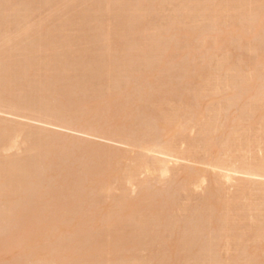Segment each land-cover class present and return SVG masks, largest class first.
<instances>
[{
	"label": "rangeland",
	"instance_id": "obj_1",
	"mask_svg": "<svg viewBox=\"0 0 264 264\" xmlns=\"http://www.w3.org/2000/svg\"><path fill=\"white\" fill-rule=\"evenodd\" d=\"M195 1L197 5L193 4ZM202 1L206 0H0V173L2 174H0V190L2 191H0V264H123V262L124 264H165L166 261V264H171L173 262V264H185L184 260L188 262L191 261L189 263L186 262V264H244L247 260H249L251 264L254 260L255 262L253 264H264V51L261 52L262 54L260 53V50L258 53L257 49L256 52L254 50L250 51L251 48H255L253 46L258 44L257 42H260V39L257 38L263 36L261 33L264 32V21H260V19L264 18V16L260 13V18L257 20L259 15L255 17V14L257 11H260L259 8L256 9L257 4H255L254 6L256 7L253 8V5L248 6L241 1L244 5L243 7H245L243 11L242 4L239 3L240 1H238L239 4H236L237 0L236 2L233 0H214L213 5L216 4V1H219L217 2L219 5L217 4V7L216 5H212L213 7H216L215 13L209 15L210 13H208V11L214 10V8L211 7L212 3L210 1L207 3L206 1V3L203 2L205 5H201ZM143 2L145 4H143L144 7L142 5ZM98 3L100 5H98ZM103 4H108L109 6L111 4L112 6L104 12L102 9L104 6ZM156 4H158V6ZM207 4H209V10L206 9L208 6L205 7ZM235 4L236 6H234ZM220 5L229 6V9L226 10L227 13L224 10L223 12L221 7V9L219 8ZM84 7L86 8L85 10ZM231 7L232 12L230 10ZM119 9H122L123 11ZM86 10L89 12H86ZM234 11V16H231ZM137 12H139L137 15L139 16L138 21H143L141 22V25L142 27L145 26V32L143 33L142 31H144V29L141 28L142 30L138 32L140 33L137 36L138 38L136 35V38L132 35L126 37L127 39L125 38V40L121 39L124 38V36L119 38L116 37L119 40L121 39L120 42L117 39V43L116 39H114L115 35H112V33L115 34V26L113 27V25L118 22V25L126 28L129 24H132L133 18ZM104 13L106 15H104ZM220 13L221 16L219 15ZM187 14L189 15V18L192 17L189 19ZM204 14L205 17H203ZM252 14L257 23L255 26H257L258 30L260 28L262 29H260L259 34H257V36L260 37H256L255 33H253L256 42L253 41L254 38H251V33L255 28V26L253 28L252 25ZM207 17L210 18L207 19ZM106 18L108 22L106 21ZM245 18H248L247 21ZM72 19H75V22L77 21L76 24ZM231 20L233 25L231 24ZM209 21H213V23H210ZM238 21H241L239 23L240 25L238 24L239 26L237 25ZM245 21L248 23L246 24ZM234 22L237 27L234 25ZM259 22L261 23L259 24ZM249 24L251 26H249L250 35L248 37L244 32L241 34L239 29L240 31H245L247 28V31L245 32H248L249 28L247 26ZM226 25L229 26L226 27ZM183 26L185 29H183ZM210 26L216 29L217 26H219V30L213 29L212 31ZM242 26L243 28H246L243 29ZM57 27H59L58 30L56 29ZM164 27L171 30H166ZM172 30L174 33L179 30V34L176 32L179 36L175 35ZM183 30L188 32L189 35L184 36L185 33H181ZM162 31H164L163 33L168 31L169 35L172 32L174 36H176H170L173 38L165 40L173 43L171 48L169 46L162 47L163 45H161V41L164 42V40L160 39H162L163 36H167V33L163 34ZM51 32L54 34H51ZM83 33H86V36H84L85 34L83 35ZM238 33L241 34H239L241 40L247 36L244 38L245 42L243 40L242 43V41L239 40V37V39L236 38L238 41L235 42L236 39L234 38L235 36H238ZM59 35L63 36L60 38ZM116 36H118V34ZM226 36L229 37L227 38ZM150 37L152 41H154L153 43H151L152 41ZM170 37H168V39ZM154 38H158L159 40H154ZM174 38L179 40L176 39L177 41H175ZM57 39L60 42H58ZM220 39L222 40L220 41ZM232 39H234V41ZM251 39L253 40L250 41ZM37 40L39 42H37ZM146 41L148 44L145 43ZM214 42L215 44L218 43V45H215ZM58 43L59 45H57V47L56 44ZM174 43L177 44L175 45ZM235 43H242L240 46L242 47L243 45L246 49L239 47V45H234ZM250 43H252V46ZM263 43L264 40L259 44L264 47ZM127 44L129 46H127ZM246 44L248 46L250 45L251 48L248 47L247 49L245 46ZM105 45H108L111 49L108 48V50H106ZM146 45L148 48L146 47L147 49L144 48V50L146 49L145 52L147 51V55H144V50H142L144 53L142 55L140 48L145 47ZM138 46L140 47L138 48ZM113 47H115L114 50H112ZM166 47L167 50H165ZM138 49L140 50V53H138ZM261 49L263 50V48ZM149 50L151 53L148 52ZM99 51L101 52L97 54ZM119 51L121 52L119 53ZM155 52L161 54L158 55ZM169 52H172V54ZM165 53L167 57L164 56ZM122 54H124V58L119 57V55L122 56ZM167 54H169V56ZM259 54H261V56ZM117 56L120 58L119 60ZM202 56L205 59L202 60ZM31 57L32 59H30ZM72 58L73 60H71ZM74 59H76V62ZM90 59L92 60L91 62ZM127 60H129L128 64L130 66L127 64ZM142 60L144 63L141 62ZM149 62H153L152 65H149ZM188 62L189 65L187 64ZM26 63L30 66H27ZM120 67L121 69H119ZM88 68L91 69L89 70ZM225 68L227 70H224ZM210 69L214 72H211ZM257 69L261 72L258 75L255 73L258 71ZM236 70H239V72H236ZM21 71L23 73H21ZM124 71L126 73H124ZM188 71L190 72L189 74ZM241 72H243V74ZM238 73H241L243 77L234 78V81L236 82L234 84L232 83L233 76L237 77ZM97 74L98 76H96ZM217 76H220L221 78ZM239 76L241 75H238V77ZM217 78H219L220 81H218ZM229 78L231 79L229 82L231 81V84L233 85L227 83ZM254 78L255 81H253ZM250 79H252V81ZM90 81L92 82V85H90ZM208 81L210 82L208 83ZM211 85L213 88H210ZM242 86L245 87L241 91V88H243ZM245 88L248 89H246L248 92H246ZM260 88L263 89L262 92V89L259 90ZM28 89L31 92L28 91ZM234 89H236V91ZM232 90H234L233 93L230 92ZM255 90H259L260 94H263L260 95L258 92L255 95L258 94L259 96L254 98L253 94L256 92ZM36 92H39L38 95ZM199 93L203 97L199 95ZM242 93H244V95ZM233 94H237L239 98L236 97L237 95ZM240 94H242L241 96L243 97H240ZM232 95L233 97H236V100L234 99L231 101ZM60 98H63V100H60ZM64 99L67 100L65 101ZM244 101H246L245 104ZM250 101L252 105L249 106ZM209 102L210 104L207 105ZM198 103L199 106L197 107ZM219 104H222L221 107H223L220 108ZM257 105H259V108ZM61 106L64 107L62 108ZM227 107L228 109H226ZM156 109H158L159 112H157ZM155 111L157 113H155ZM160 113L163 115H160ZM208 114L209 117H207ZM239 114L241 117H239ZM168 116L170 118L172 117L171 119L174 120L171 121L172 126L169 125L170 128L165 126L166 121H168L166 118L171 120ZM189 119H191L190 122H188ZM212 119H215V130L213 129V131L216 132H213L212 134V131L209 132L212 137H209L212 139L211 141L209 140L211 142L210 144L200 132L202 127L207 123L206 121L210 120L212 122ZM238 119H241L240 122ZM216 122L219 123L215 125ZM182 124L183 127H181ZM142 127L145 130L142 129ZM199 127L201 128L199 129ZM4 133L6 136L3 135ZM151 134H153V136ZM208 136L209 135L206 137L208 138ZM167 141L169 142V146H172V144L173 146L175 145L174 147H171L172 153L168 152V155L166 154V151H163L168 147ZM197 141L200 143H197ZM222 143L225 144L226 147L224 145L221 146L220 144ZM205 144H207L209 148ZM189 145L192 146L189 147ZM157 146H159V148ZM227 146L229 147L227 148ZM222 147L224 148L223 153L225 152L224 154L222 153L223 155L220 154L223 149ZM39 154L45 156L42 157L41 155L39 156ZM55 154L57 156H55ZM227 154H229V156H227ZM33 158L39 159L35 160ZM216 159H218L217 162ZM21 162H24L25 164ZM34 162L38 163L34 164ZM215 164L216 167H214ZM218 165L223 168H219ZM261 165L263 166L261 167ZM38 166L40 167V170H37V168H39ZM243 167L252 168L255 170V175H243L240 172L229 173L227 172L228 170H225L232 169L241 171ZM16 169L17 171H15ZM125 169L127 170L125 171ZM33 170L36 171L33 172ZM27 172L28 174H26ZM5 173H7V175ZM58 174L60 178L58 177ZM120 174L124 176H120ZM7 176L9 180H6ZM224 176H230V178L228 179V177L225 178ZM49 179L50 181H48ZM22 181L24 182L22 183ZM37 183H39V186ZM250 185H252V187H250ZM7 190L8 192L6 193ZM17 190L21 191L18 192ZM61 190H63V192ZM41 192H45L44 195H42L43 193L40 194ZM2 193L5 194V196L8 195V198ZM59 199L60 201H58ZM12 201H14V203ZM56 205H58V207ZM213 206H215V208ZM157 208L159 209V212ZM25 210L29 211L25 212ZM222 211L224 213H222ZM51 213H54V215ZM93 213L96 215V218ZM222 214H225L224 217ZM57 216L58 219L55 218ZM217 216L223 219L220 218L219 221V219H217L219 217ZM53 218L58 221L63 218V222L61 220L59 224V222L55 221ZM90 218L92 225L90 224ZM108 218H111L112 220H109ZM210 218H214V221L213 219L209 221ZM106 219L110 221L109 224L116 225H110L112 228L109 227V225L105 224V222H108ZM113 219L116 220V223H112ZM88 220L89 224H87ZM221 220H227L226 222L230 223L225 222L224 226V223L220 224ZM99 221H101L100 223L102 224H100ZM207 221L210 223L208 222L209 224H207ZM216 221L218 222L216 223ZM83 222L86 223V226ZM3 223L4 225H2ZM61 223L63 225H61ZM94 223L96 226L93 225ZM151 223L153 226H151ZM212 223H216L215 226L219 228H216ZM75 224L79 225L77 226ZM104 224L107 225V227ZM217 224H219V226ZM64 225L67 226L64 227ZM73 225L75 230L72 228ZM76 226L78 229H76ZM82 226L83 229L81 228ZM149 226L151 227V230ZM212 226L213 231L211 230ZM90 227L91 230H94V228H97V230L90 231ZM169 227H171V230ZM214 227L217 230L214 229ZM228 227H230V230ZM122 229H125L126 231H123ZM218 229H220L219 232ZM143 230L146 232H143ZM194 231L196 233H193ZM59 233H61V235ZM31 234L34 235L33 239H30L29 236H27ZM160 235V240H156L158 238L157 236ZM100 236L104 237L101 238ZM223 236L225 237L222 238ZM192 237H194L193 239L198 243L191 244L189 246L190 248L188 247L187 253L178 252L179 255L176 254L177 252H174L175 248L173 249V246L175 247L176 244V241L175 243L173 242L174 238H179L185 241ZM139 238L141 240H139ZM171 239V242H173L174 245L173 243L168 242ZM51 243L55 246L53 244L51 245ZM106 243L107 245H104ZM195 244L206 245V247L209 244L207 247L209 250L206 252L208 254L201 257V260L200 258L198 260L192 259L196 257L193 255L195 253L192 252ZM57 245H59L58 247L60 248H57ZM70 245H72L71 247L74 251L75 249L77 250L75 255L74 253H68ZM75 245H77V248ZM52 246H54V248H52ZM93 246L96 249H94ZM118 246L119 248H117ZM62 247L64 254L61 251ZM191 247L193 249H191ZM56 248L58 250H56ZM155 249L157 250L155 251ZM137 250L140 251L137 252ZM252 252L255 254H251ZM183 253L189 254V256L186 258V254L184 255ZM138 254L140 257H138ZM172 254L175 257L172 256ZM101 255L102 257L100 258ZM63 256L64 259H67L68 256V258L71 259L68 260V262L65 260V263L64 260H62V263H60V259ZM251 257L254 259L252 260ZM97 258H99V260ZM153 258L156 260H153ZM242 258H244L245 262ZM56 259L59 260L55 262ZM48 260L51 262L49 263ZM203 261H206V263ZM241 261H243V263Z\"/></svg>",
	"mask_w": 264,
	"mask_h": 264
},
{
	"label": "bare ground",
	"instance_id": "obj_2",
	"mask_svg": "<svg viewBox=\"0 0 264 264\" xmlns=\"http://www.w3.org/2000/svg\"><path fill=\"white\" fill-rule=\"evenodd\" d=\"M5 1H6V0H5ZM10 1H11V0H10ZM83 1H84V0H83ZM94 1H95V0H94ZM103 1H104V0H103ZM174 1H175V0H174ZM188 1H189V0H188ZM193 1H194V0H193ZM206 1H207V3H208L209 1L212 3V4H211V7H213V6H215V5H216V7H217V4H218L217 2H219V1H216V4L213 5L214 0H212L213 2H212L211 0H206ZM206 1H202V4H201V5H205L204 3H206ZM221 1H222V0H221ZM223 1H224V0H223ZM231 1H232V0H231ZM231 1H230V2H231ZM233 1L236 2V0H233ZM238 1H240L239 3H241V1H242V2H244L245 4H247L248 6H250V5H251V6H252V5L254 6L255 4H257V7H256V6L253 7V8L256 7V9L259 8V10H260V11H257V13L259 12L258 14H257V13L255 14V17L259 15V16L257 17V20L260 18V13L262 14V16H264V15H263V12H264V0H253V1H252V0H237V3H236V4H239ZM88 2H89V1H88ZM154 2H156V1H154ZM162 2H163V1H162ZM165 2H166V1H165ZM190 2H191V1H190ZM203 2H204V3H203ZM30 3H31V2H30ZM41 3H42V2H41ZM72 3H73V2H72ZM107 3H108V1H107ZM139 3H140V2H139ZM149 3H150V2H149ZM163 3H164V2H163ZM166 3H168V2H166ZM180 3H181V2H180ZM187 3H188V2H187ZM227 3H228V2H227ZM227 3H226V4H227ZM251 3H252V4H251ZM253 3H254V4H253ZM19 4H20V3H19ZM75 4H76V3H75ZM116 4H117V2H116ZM143 4H144V2L142 3V5H143ZM153 4H154V3H153ZM160 4H161V3H160ZM160 4H159V5H160ZM193 4H196V1H195V3H193ZM223 4H224V3H223ZM233 4H234V3H233ZM233 4H231V5H233ZM236 4H235L234 6H236ZM241 4H242V3H241ZM22 5H23V4H22ZM29 5H30V4H29ZM68 5H69V4H68ZM98 5H100V4L98 3ZM103 5H104V4H103ZM113 5H114V2H113ZM144 5H145V4H144ZM144 5H143V7H144ZM147 5H148V4H147ZM156 5L158 6V4H156ZM196 5H197V4H196ZM212 5H213V6H212ZM218 5H219V4H218ZM231 5H230V6H231ZM20 6H21V5H20ZM75 6H76V5H75ZM110 6H112V5L110 4ZM110 6H109L108 4H106V5L103 6L102 9H103L104 12H105V11L108 10V8H109ZM198 6H199V5H198ZM207 6H208V7H207ZM222 6H223V5H220V6H219V8H220V7L222 8V11H223V10L226 11V10L229 9V6H228V5L223 6L224 9H223ZM241 6L243 7L244 5L242 4ZM1 7H2V6H1ZM21 7H22V6H21ZM100 7H101V6H100ZM113 7H114V6H113ZM118 7H119V6H118ZM133 7H134V6H133ZM140 7H141V6H140ZM146 7H147V6H146ZM195 7H196V6H195ZM200 7H201V6H200ZM205 7H207V8H206L207 10H209V9H208V8H209V4H207ZM216 7H213L214 10H209V11H208V13H210L209 15L215 13V9H216ZM28 8H29V7H28ZM189 8H190V7H189ZM221 8H220V9H221ZM234 8H235V7H234ZM244 8H245V7H243V11H244ZM14 9H15V8H14ZM68 9H69V6H68ZM85 9H86V8L84 7V10H85ZM88 9H89V8H88ZM115 9H116V8H115ZM143 9H144V8H143ZM143 9H142V10H143ZM183 9H185V8H183ZM191 9H192V8H191ZM194 9H195V8H194ZM211 9H212V8H211ZM238 9H239V8H238ZM238 9H237V10H238ZM241 9H242V8H241ZM256 9H255V10H256ZM22 10H23V9H22ZM119 10L123 11L122 9H119ZM132 10H133V9H132ZM132 10H131V11H132ZM192 10H193V9H192ZM196 10H197V9H196ZM199 10H200V9H199ZM207 10H206V12H207ZM230 10H231V12H232V7H231ZM230 10H229V11H230ZM245 10H246V9H245ZM255 10H254V11H255ZM29 11H30V10H29ZM87 11H88V10H86V12H87ZM133 11H134V10H133ZM133 11H132V12H133ZM190 11H191V10H190ZM193 11H194V10H193ZM201 11H203V10H201ZM224 11H223V12H224ZM239 11H240V10H239ZM239 11H238V12H239ZM241 11H242V10H241ZM243 11H242V12H243ZM86 12H85V13H86ZM88 12H89V11H88ZM99 12H100V10H99ZM109 12H110V9H109ZM116 12H117V11H116ZM118 12H119V11H118ZM134 12H135V11H134ZM143 12H144V11H143ZM150 12H151V11H150ZM194 12H196V11H194ZM198 12H200V11H198ZM203 12H204V11H203ZM3 13H4V12H3ZM138 13H139V12H137V14L134 13V14H135V17L133 18V22L131 21L132 24H131V25L129 24V26H126V28L122 27L121 25H118V22H117L115 25H113V27L115 26V27H114V33H115V34L112 33V35H113V36L115 35V36H114L115 38H114V37H113V38L116 39V42H117V39H118L119 37H121V36H122V37L124 36V38H121L122 40H123V39L125 40L126 37H128V36H132V35H133L134 37H135V35H136V37H137V36L140 34V33H138V32H140V31L142 30L141 28L144 29V31H142V32H143V33L145 32V28H144L145 26L142 27V25H141V24H142L141 22H143V21H141V22L138 21V18H139V16H137ZM141 13H142V12H141ZM141 13H140V14H141ZM218 13H219V12H218ZM226 13H227V11H226ZM13 14H14V13H13ZM17 14H18V13H17ZM83 14H84V13H83ZM87 14H88V13H87ZM109 14H110V13H109ZM114 14H115V13H114ZM154 14H155V11H154ZM191 14H192V13H191ZM234 14H235V11L233 12V14H231V16H232V15L234 16ZM248 14H249V12H248ZM24 15H26V14H24ZM76 15H77V14H76ZM85 15H86V14H85ZM95 15H96V14H95ZM95 15H94V16H95ZM104 15H106V14L104 13ZM142 15H143V14H142ZM182 15H183V14H182ZM193 15H194V14H193ZM219 15L221 16V13H220ZM246 15H247V14H246ZM2 16H3V15H2ZM72 16H74V15H72ZM92 16H93V14H92ZM99 16H100V14H99ZM102 16H103V15H102ZM154 16H155V15H154ZM178 16H179V15H178ZM188 16H189V15L187 14V17H188ZM251 16H252V19H253V20H252L253 24H252V22H251V24L253 25V28H254L255 24H257V23H256V20L253 18L254 15L252 14ZM14 17H15V16H14ZM75 17H77V16H75ZM79 17H80V16H79ZM79 17H78V18H79ZM82 17H83V16H82ZM84 17H86V16H84ZM124 17H125V16H124ZM191 17H192V16H191ZM191 17H190V18H191ZM197 17H198V16H197ZM203 17H205V14H204ZM217 17H218V15H217ZM217 17H216V18H217ZM236 17H237V16H236ZM247 17H248V15H247ZM17 18H18V17H17ZM80 18H81V17H80ZM90 18H91V17H90ZM97 18H98V17H97ZM107 18H108V17H107ZM107 18H106V21H107ZM109 18H110V16H109ZM125 18H126V17H125ZM127 18H128V17H127ZM173 18H174V17H173ZM173 18H172V19H173ZM188 18H189V17H188ZM190 18H189V19H190ZM209 18H210V17H207V19H209ZM218 18H219V17H218ZM218 18H217V19H218ZM225 18H226V17H225ZM240 18H241V17H240ZM242 18H243V17H242ZM24 19H25V18H24ZM83 19H84V18H83ZM85 19H86V18H85ZM95 19H96V18H95ZM103 19H104V18H103ZM178 19H179V18H178ZM182 19H183V18H182ZM207 19H204V20H207ZM234 19H235V18H234ZM245 19H246V21H247L248 18H245ZM3 20H4V19H3ZM72 20H73V19H72ZM74 20H75V19H74ZM74 20H73V22H75ZM76 20H77V19H76ZM93 20H94V18H93ZM96 20H97V19H96ZM114 20H115V19H114ZM129 20H130V19H129ZM131 20H132V19H131ZM204 20H203V21H204ZM222 20H223V19H222ZM261 20L264 21V18L260 19V21H261ZM91 21H92V19H91ZM106 21H105V22H106ZM126 21H127V20H126ZM151 21H152V20H151ZM170 21H171V20H170ZM174 21H175V20H174ZM183 21H184V19H183ZM218 21H220V20H218ZM225 21H226V20H225ZM227 21H228V20H227ZM246 21H245V22H246ZM250 21H251V19H250ZM76 22H77V21H76ZM76 22H75V24H76ZM107 22H108V21H107ZM120 22H121V21H120ZM181 22H182V21H181ZM189 22H191V21H189ZM209 22H210V23H213V21H212V22L209 21ZM240 22H241V21H240ZM240 22L238 21V22H237V25H238ZM243 22H244V21H243ZM243 22H242V23H243ZM69 23H71V22H69ZM79 23H80V22H79ZM174 23H175V22H174ZM182 23H183V22H182ZM210 23H209V24H210ZM234 23H235V22H234ZM247 23H248V22H246V24H247ZM260 23H261V22H259V24H260ZM262 23H263V22H262ZM0 24H1V23H0ZM73 24H74V23H73ZM86 24H87V23H86ZM209 24H208V25H209ZM214 24H215V23H214ZM231 24L233 25L232 20H231ZM263 24H264V23H263ZM263 24H262V26H263ZM127 25H128V24H127ZM143 25H144V23H143ZM145 25H146V24H145ZM149 25H150V23H149ZM234 25L237 27L236 23H235ZM239 25H240V24H239ZM239 25H238V26H239ZM241 25H242V24H241ZM87 26H89V25H87ZM104 26H105V25H104ZM199 26H200V25H199ZM227 26H229V25H226V27H227ZM244 26H245V23H244ZM246 26H247V25H246ZM249 26H251V25L249 24L247 27L249 28ZM262 26H261V27H262ZM105 27H106V26H105ZM107 27H108V26H107ZM173 27H174V26H173ZM181 27H182V26H181ZM183 27H184V26H183ZM186 27H187V26H186ZM197 27H198V26H197ZM210 27H211V26H210ZM214 27H215V26H214ZM263 27H264V26H263ZM13 28H14V27H13ZM58 28H59V27H57L56 29L58 30ZM81 28H82V27H81ZM164 28H166V30L168 29L169 31L171 30V29H169V28H167V27H164ZM211 28H212V27H211ZM211 28H210V29H211ZM218 28H219V26H217V29H216V28H212V31H213V29H215V30H219ZM239 28H240V27H239ZM239 28H238V29H239ZM242 28H243V26H242ZM245 28H246V27H244L243 29H245ZM1 29H2V28H1ZM6 29H7V28H6ZM61 29H62V28H61ZM102 29H103V28H102ZM162 29H163V28H162ZM181 29H182V28H181ZM183 29H185V27H184ZM193 29H194V28H193ZM199 29H200V28H199ZM260 29H261V28H260ZM260 29H259V30H260ZM78 30H79V29H78ZM83 30H84V29H83ZM173 30H174V29H173ZM173 30H172V32H173ZM176 30H177V29H176ZM188 30L190 31L189 28H188ZM259 30L257 29V26H255L254 30H253L252 33H251V34H252V37H251V38H254V37H253V33H255V36H256V37H260V36H257V34H259ZM261 30H262V29H261ZM263 30H264V28H263ZM44 31H45V30H44ZM64 31H65V30H64ZM79 31H80V30H79ZM203 31H204V30H203ZM227 31H229V30H227ZM236 31H237V30H236ZM245 31H247V28L245 29ZM245 31H244V30H243V31H240V29H239V32H240L241 34L244 32V34L247 35V36L249 37V35H250V28L248 29V32H245ZM42 32H43V31H42ZM82 32H83V31H82ZM105 32H106V31H105ZM142 32H141V33H142ZM157 32H159V31H157ZM163 32H164V31H162V33H163ZM172 32H171L170 35L168 34V31L166 32L167 34H166V33H163V34H166L167 36H163L162 39H160V40H164V42L161 41V42H162L161 45H163L162 47H164V46H169V47L171 48V47L173 46V43H170V41H169V42H168V41H165L166 39H167V40H170V39L173 38V37L171 38L170 36H174V34H175V35H178V34H179V33H178L179 30L176 31L178 34H177L176 32H175V33L173 32V33H174V34H173ZM231 32H232V31H231ZM52 33H53V32H51V34H52ZM55 33H56V32H55ZM59 33H60V32H59ZM137 33H138V34H137ZM160 33H161V31H160ZM181 33H185V35L183 34L184 36L189 35V33L186 32V31H184V30H183V32H181ZM196 33H197V32H196ZM215 33H216V32H215ZM234 33H235V32H234ZM236 33H237V32H236ZM240 33H238V36H237V37H236V36H235V38H234L233 36H232V37H233L234 39H236V38L239 37V34H240ZM260 33H261V32H260ZM51 34H50V35H51ZM53 34H54V33H53ZM84 34H85V35H84ZM117 34H118V36H116ZM155 34H157V33H155ZM158 34H159V33H158ZM191 34H193V33H191ZM241 34H240V35H241ZM262 34H263V36H261V37L264 38V32L261 33V35H262ZM57 35H58V34H57ZM83 35L86 36V33H83ZM106 35H107V34H106ZM109 35H110V34H109ZM148 35H149V34H148ZM217 35H218V34H217ZM245 35H244V36H245ZM18 36H19V35H18ZM59 36H60V35H59ZM62 36H63V35H62ZM62 36H60V38H61ZM143 36H144V34H143ZM154 36H155V35H154ZM156 36H157V35H156ZM159 36H160V34H159ZM178 36H179V35H178ZM191 36H192V35H191ZM191 36H190V37H191ZM230 36H231V35H230ZM247 36H245V37H247ZM44 37H45V35H44ZM47 37H48V36H47ZM81 37H82V35H81ZM107 37H108V36H107ZM109 37H110V36H109ZM116 37H118V38H116ZM136 37H135V38H136ZM168 37H170V38L168 39ZM174 37H176V36H174ZM205 37H206V36H205ZM226 37L228 38L229 36H226ZM226 37H225V38H226ZM245 37H244V38H245ZM261 37H260V38H257V39H260V42H261L262 40H264V39L261 38ZM28 38H29V37H28ZM55 38H57V37H55ZM58 38H59V37H58ZM60 38H59V39H60ZM78 38H79V37H78ZM83 38H84V37H83ZM100 38H101V37H100ZM137 38H138V37H137ZM146 38H147V37H146ZM155 38H156V37H155ZM155 38H154V40H157V39H158V38H157V39H155ZM177 38H178V37H177ZM177 38H174V40H175V41L179 40V39H177ZM182 38H183V37H182ZM182 38H181V39H182ZM209 38H210V37H209ZM218 38H219V37H218ZM239 38H240V37H239ZM239 38H238V39H239ZM244 38H243V40H244ZM42 39H43V37H42ZM68 39H69V38H68ZM81 39H82V38H81ZM92 39H93V38H92ZM109 39H110V38H109ZM121 39H120V40H121ZM126 39H127V38H126ZM143 39H144V38H143ZM150 39H151V37H150ZM176 39H177V40H176ZM183 39H184V38H183ZM189 39H191V38H189ZM229 39H230V38H229ZM234 39H232V40L234 41ZM238 39H236L235 42L238 41ZM249 39H250V38H249ZM249 39H248V40H249ZM261 39H262V40H261ZM38 40H39V39H38ZM38 40H37V42L40 41V40H39V41H38ZM78 40H79V39H78ZM95 40H96V39H95ZM112 40H113V39H112ZM118 40H119V39H118ZM120 40H119V42H120ZM128 40H129V39H128ZM130 40H131V39H130ZM158 40H159V39H158ZM221 40H222V39H220V41H221ZM239 40H241V38H240ZM243 40H241L242 43H243ZM252 40H253V39H251L250 41H252ZM57 41L60 42L58 39H57ZM65 41H66V39H65ZM65 41H64V42H65ZM96 41H97V40H96ZM143 41H144V40H143ZM148 41H149V40H148ZM151 41H152V39H151ZM181 41H182V40H181ZM223 41H225V40H223ZM227 41H228V39H227ZM253 41L256 42V38H254ZM44 42H45V41H44ZM67 42H68V41H67ZM67 42H66V45H67ZM74 42H76V41H74ZM129 42H130V41H129ZM153 42H154V41H152L151 43H153ZM156 42H157V41H156ZM161 42H160V43H161ZM179 42H180V41H179ZM244 42H245V40H244ZM248 42H249V41H248ZM260 42H257L258 44H256V45L254 44L255 46H253V47H255V48H251L250 45L248 46L247 44H246L245 46L247 47V49H248V47L251 48L250 51H251V50H254V51L256 52V49H257L258 53H259V50H260V53H261V52L264 51V47L261 46L262 43L259 44ZM89 43H90V42H89ZM94 43H95V42H94ZM107 43H108V42H107ZM117 43H118V42H117ZM124 43H125V42H124ZM143 43H144V42H143ZM145 43H147V41H146ZM151 43H150V41H149V44H150V45H151ZM158 43H159V42H158ZM189 43H190V42H189ZM191 43H192V42H191ZM220 43H221V42H220ZM223 43H224V42H223ZM232 43H233V42H232ZM242 43H239V44H236V43H235L234 45H237V46L239 45V47H241L240 44H242ZM61 44H62V43H61ZM68 44H69V43H68ZM71 44H72V43H71ZM96 44H99V43H96ZM96 44H95V45H96ZM103 44H104V43H103ZM119 44H120V43H119ZM125 44H126V43H125ZM138 44H139V43H138ZM147 44H148V43H147ZM156 44H157V43H156ZM174 44H175V43H174ZM176 44H177V43H176ZM176 44H175V45H176ZM178 44H179V43H178ZM211 44H212V42H211ZM214 44H215V42H214ZM216 44L218 45V43H216ZM216 44H215V45H216ZM250 44H251V46H252V43H250ZM263 44H264V43H263ZM57 45H59V43L56 44V46H57ZM114 45H115V44H114ZM141 45H142V44H141ZM152 45H153V44H152ZM222 45H223V44H222ZM62 46H63V44H62ZM62 46H61V47H62ZM105 46H106V47H105L106 50H108V48L111 49L108 45H105ZM118 46H119V45H118ZM127 46H129V45L127 44ZM142 46H143V45H142ZM260 46H261V47H260ZM41 47H42V46H41ZM57 47H58V46H57ZM64 47H65V46H64ZM69 47H70V46H69ZM91 47H92V46H91ZM96 47H97V46H96ZM121 47H122V46H121ZM139 47H140V46H138V48H139ZM146 47L148 48L147 45H146L145 47H142L143 49L140 48L141 52H142V50H144V48H146ZM149 47H150V46H149ZM169 47H168V48H169ZM213 47H214V46H213ZM217 47H218V46H217ZM26 48H27V47H26ZM32 48H33V47H32ZM65 48H66V47H65ZM114 48H115V47H113L112 50H114ZM128 48H130V47H128ZM128 48H127V49H128ZM131 48H132V47H131ZM147 48H146V49H147ZM152 48H153V47H152ZM241 48H244L243 45H242ZM261 48H263V50H262ZM146 49H145V50H146ZM157 49H158V48H157ZM189 49H190V48H189ZM191 49H192V48H191ZM217 49H218V48H217ZM232 49H234V48H232ZM244 49H246V48H244ZM61 50H62V49H61ZM66 50H67V49H66ZM102 50H103V49H102ZM124 50H125V49H124ZM131 50H132V49H131ZM138 50H139V49H138ZM140 50H139L138 53H140ZM145 50H144V52H145ZM151 50H152V49H151ZM163 50H164V49H163ZM165 50H167V47L165 48ZM172 50H174V49H172ZM172 50H171V51H172ZM215 50H216V49H215ZM78 51H79V50H78ZM80 51H81V50H80ZM2 52H4V51H2ZM35 52H36V51H35ZM63 52H64V51H63ZM63 52H62V53H63ZM70 52H71V51H70ZM100 52H101V51H99L97 54H99ZM120 52H121V51H119V53H120ZM133 52H135V51H133ZM133 52H132V53H133ZM146 52H147V51H146ZM146 52H145V54L142 52V55H143V54H144V55H147ZM148 52H150V50H149ZM27 53H28V50H27ZM30 53H31V52H30ZM107 53H108V52H107ZM107 53H106V54H107ZM150 53H151V52H150ZM155 53H157V52H155ZM167 53H168V52H167ZM169 53H170V52H169ZM252 53H253V52H252ZM7 54H8V53H7ZM19 54H20V53H19ZM64 54H65V53H64ZM71 54H72V53H71ZM71 54H70V56H71ZM93 54H94V53H93ZM116 54H117V53H116ZM130 54H131V52H130ZM157 54H158V53H157ZM159 54H161V53H159ZM159 54H158V55H159ZM170 54H172V52H171ZM212 54H213V53H212ZM255 54H256V53H255ZM261 54H262V53H261ZM261 54H259V55L261 56ZM25 55H27V54H25ZM29 55H30V54H29ZM62 55H63V54H62ZM68 55H69V54H68ZM75 55H76V54H75ZM83 55H84V54H83ZM90 55H91V54H90ZM107 55H108V54H107ZM110 55H111V52H110ZM126 55H127V54H126ZM132 55H133V54H132ZM136 55H137V54H136ZM139 55H141V54H139ZM148 55H149V54H148ZM167 55L169 56V54H167ZM87 56H88V55H87ZM108 56H109V55H108ZM134 56H135V55H134ZM153 56H154V55H153ZM161 56H162V55H161ZM161 56H159V57H161ZM164 56H166V53H165ZM192 56H193V55H192ZM262 56H263V55H262ZM14 57H15V56H14ZM64 57H65V55H64ZM74 57H75V56H74ZM82 57H84V56H82ZM85 57H86V55H85ZM102 57H103V56H102ZM104 57H105V56H104ZM110 57H111V56H110ZM110 57H108V58H110ZM119 57H123V58H124V54H122V56L119 55ZM166 57H167V56H166ZM182 57H183V56H182ZM210 57H211V56H210ZM226 57H227V56H226ZM232 57H233V56H232ZM235 57H236V56H235ZM88 58H89V57H88ZM117 58H118V56H117ZM155 58H156V57H155ZM155 58H154V59H155ZM173 58H174V57H173ZM195 58H196V57H195ZM263 58H264V56H263ZM8 59H9V58H8ZM12 59H13V58H12ZM30 59H32V57H31ZM67 59H68V58H67ZM91 59H92V56H91ZM91 59H90V62L92 61ZM97 59H98V58H97ZM119 59H120V58H118V60H119ZM190 59H192V58H190ZM190 59H189V60H190ZM203 59H205V58H203V56H202V60H203ZM227 59H229V58H227ZM232 59H233V58H232ZM255 59H256V58H255ZM18 60H19V59H18ZM71 60H73V58H72ZM75 60H76V59H74V61H75ZM77 60H78V59H77ZM99 60H100V59H99ZM118 60H116V61H118ZM121 60H122V58H121ZM131 60H132V59H131ZM150 60H151V59H150ZM155 60H156V59H155ZM183 60H184V59H183ZM183 60H182V61H183ZM222 60H223V59H222ZM258 60H259V59H258ZM20 61H21V60H20ZM66 61H67V60H66ZM114 61H115V60H114ZM128 61H129V60L126 61L127 64H128ZM161 61H162V60H161ZM161 61H160V62H161ZM190 61H191V60H190ZM227 61H228V60H227ZM253 61H254V60H253ZM26 62H27V61H26ZM59 62H60V61H59ZM75 62H76V61H75ZM86 62H87V61H86ZM135 62H136V61H135ZM141 62L144 63L143 60H142ZM154 62H155V61H154ZM160 62H159V63H160ZM191 62H192V61H191ZM209 62H210V61H209ZM64 63H66V62H64ZM98 63H99V62H98ZM103 63H104V62H103ZM108 63H109V62H108ZM113 63H114V62H113ZM149 63H150L149 65H152L153 62H152V63L149 62ZM164 63H165V62H164ZM164 63H163V64H164ZM219 63H221V62H219ZM20 64H21V63H20ZM57 64H58V63H57ZM61 64H62V63H61ZM61 64H59V65H61ZM91 64H92V63H91ZM100 64H101V62H100ZM100 64H99V66H100ZM125 64H126V63H125ZM163 64H162V65H163ZM165 64H167V63H165ZM165 64H164V65H165ZM187 64L189 65V62H188ZM217 64H218V63H217ZM221 64H222V63H221ZM263 64H264V63H263ZM26 65H27V63H26ZM28 65H29V64H28ZM28 65H27V66H28ZM59 65H57V66H59ZM74 65H75V64H74ZM83 65H84V64H83ZM83 65H82V66H83ZM128 65H129V64H128ZM134 65H135V64H134ZM149 65H148V66H149ZM222 65H223V64H222ZM255 65H256V64H255ZM14 66H15V65H14ZM16 66H17V65H16ZM23 66H25V65H23ZM23 66H22V67H23ZM29 66H30V65H29ZM85 66H86V65H85ZM95 66H96V65H95ZM122 66H123V65H122ZM129 66H130V65H129ZM145 66H146V65H145ZM159 66H160V65H159ZM165 66H166V65H165ZM165 66H164V67H165ZM225 66H226V65H225ZM256 66H257V65H256ZM9 67H10V66H9ZM32 67H33V66H32ZM86 67H87V66H86ZM154 67H155V66H154ZM154 67H153V69H154ZM157 67H158V66H157ZM175 67H176V66H175ZM203 67H204V66H203ZM262 67H263V66H262ZM10 68H11V67H10ZM70 68H71V67H70ZM72 68H74V67H72ZM83 68H84V67H83ZM162 68H163V67H162ZM165 68H166V67H165ZM222 68H223V67H222ZM255 68H256V67H255ZM255 68H254V70H255ZM11 69H12V68H11ZM59 69H60V67H59ZM88 69L90 70L91 68H88ZM88 69H87V70H88ZM99 69H100V68H99ZM119 69H121V67H120ZM145 69H146V68H145ZM148 69H149V68H148ZM201 69H202V68H201ZM219 69H220V68H219ZM242 69H243V68H242ZM259 69H261V68H259ZM262 69H263V68H262ZM26 70H27V69H26ZM33 70H34V69H33ZM78 70H79V69H78ZM83 70H84V69H83ZM87 70H86V71H87ZM92 70H93V69H92ZM116 70H117V69H116ZM135 70H136V69H135ZM143 70H144V69H143ZM160 70H161V69H160ZM181 70L183 71L182 68H181ZM210 70H211V72H214L212 69H210ZM216 70H217V69H216ZM224 70H227V69L225 68ZM228 70H229V69H228ZM234 70H235V69H234ZM257 70H258V69H257ZM12 71H14V70H12ZM28 71H29V70H28ZM80 71H81V70H80ZM86 71H85V72H86ZM117 71H118V70H117ZM137 71H138V70H137ZM161 71H163V70H161ZM186 71H187V70H186ZM208 71H209V70H208ZM237 71L239 72V70H236V72H237ZM258 71H259V70H258ZM258 71H256V72L254 71V72L258 75V74L261 73L260 71H259V73H258ZM18 72H19V71H18ZM58 72H59V71H58ZM149 72H150V71H149ZM157 72H158V71H157ZM192 72H193V70H192ZM192 72H191V74H192ZM196 72H197V71H196ZM251 72H252V71H251ZM21 73H23V72L21 71ZM26 73H27V72H26ZM56 73H57V70H56ZM79 73H80V72H79ZM89 73H90V72H89ZM113 73H114V72H113ZM124 73H126V72L124 71ZM129 73H130V72H129ZM135 73H136V72H135ZM139 73H140V72H139ZM139 73H138V74H139ZM162 73H163V72H162ZM164 73H165V72H164ZM173 73H174V72H173ZM189 73H190V72L188 71V74H189ZM241 73L243 74V72H241ZM241 73H238V74H237V77H234V76H233L232 83H234V84L236 83V82L234 81V80H235L234 78H240V77H243ZM246 73H247V72H246ZM262 73H263V72H262ZM82 74H83V73H82ZM85 74H86V73H85ZM122 74H123V72H122ZM136 74H137V73H136ZM155 74H156V73H155ZM200 74H201V73H200ZM211 74H212V73H211ZM211 74H210V75H211ZM252 74H253V73H252ZM13 75H14V74H13ZM55 75H56V74H55ZM88 75H89V74H88ZM123 75H124V74H123ZM195 75H196V74H195ZM198 75H199V74H198ZM226 75H229V74H226ZM238 75H241V76L238 77ZM250 75H251V74H250ZM2 76H3V75H2ZM6 76H7V75H6ZM19 76H20V75H19ZM92 76H93V75H92ZM96 76H98V74H97ZM165 76H166V75H165ZM235 76H236V75H235ZM252 76H253V75H252ZM28 77H29V76H28ZM82 77H83V76H82ZM93 77H94V76H93ZM93 77H91V78H93ZM130 77H131V76H130ZM155 77H156V76H155ZM159 77H161V76H159ZM198 77H199V76H198ZM217 77H220V76H217ZM244 77H245V76H244ZM247 77H248V76H247ZM258 77H259V76H258ZM25 78H26V77H25ZM59 78H60V77H59ZM89 78H90V77H89ZM184 78H185V77H184ZM187 78H188V77H187ZM210 78H211V77H210ZM214 78H216V77H214ZM220 78H221V77H220ZM251 78H252V77H251ZM263 78H264V77H263ZM93 79H94V78H93ZM93 79H92V80H93ZM137 79H138V78H137ZM163 79H164V78H163ZM217 79H218V81H220L219 78H217ZM231 79H232V77H231ZM231 79L229 78V79L227 80V81H228L227 83L231 84V81L229 82V80H231ZM241 79H242V78H241ZM241 79H239V80H241ZM246 79H247V78H246ZM19 80H20V78H19ZM22 80L24 81L23 78H22ZM62 80H63V79H62ZM75 80H76V79H75ZM87 80H88V78H87ZM89 80H90V79H89ZM159 80H160V79H159ZM159 80H158V81H159ZM247 80H248V79H247ZM250 80L252 81V79H250ZM17 81H18V80H17ZM54 81H55V80H54ZM73 81H74V80H73ZM188 81H189V80H188ZM204 81H205V80H204ZM215 81H216V80H215ZM233 81H234V82H233ZM236 81H237V80H236ZM253 81H255V78H254ZM10 82H11V81H10ZM33 82H34V81H33ZM68 82H69V81H68ZM76 82H77V81H76ZM81 82H82V81H81ZM209 82H210V81H208V83H209ZM222 82H223V81H222ZM237 82H238V81H237ZM0 83H1V82H0ZM24 83H25V82H24ZM90 83H91L90 85H92V82H91V81H90ZM183 83H184V82H183ZM202 83H203V82H202ZM224 83H225V82H224ZM20 84H21V83H20ZM68 84H69V83H68ZM88 84H89V82H88ZM99 84H100V83H99ZM99 84H98V86H99ZM127 84H128V83H127ZM132 84H133V83H132ZM152 84H153V83H152ZM229 84H228V85H229ZM238 84H239V83H238ZM260 84H261V83H260ZM16 85H17V84H16ZM30 85H32V84H30ZM30 85H29V86H30ZM213 85H214V82H213ZM231 85H233V84H231ZM246 85H247V84H246ZM254 85H255V84H254ZM146 86H147V84H146ZM223 86H224V85H223ZM229 86H230V85H229ZM251 86H252V84H251ZM13 87H14V86H13ZM90 87H91V86H90ZM203 87H204V86H203ZM211 87H212V85L210 86V88H211ZM215 87H216V86H215ZM219 87H220V86H219ZM225 87H226V86H225ZM225 87H224V88H225ZM242 87H243V88H241V91L244 89L245 86H242ZM139 88H140V86H139ZM212 88H213V87H212ZM247 88H248V87H247ZM247 88H245V90H246ZM258 88H259V87H258ZM262 88H263V87H262ZM262 88H260L259 90H261ZM20 89H22V88H20ZM37 89H39V88H37ZM60 89H61V88H60ZM64 89H66V88H64ZM67 89H68V87H67ZM198 89H199V88H198ZM0 90H1V89H0ZM26 90H27V88H26ZM41 90H42V88H41ZM52 90H53V89H52ZM183 90H184V89H183ZM193 90H194V89H193ZM200 90H201V89H200ZM219 90H220V89H219ZM234 90L236 91V89H234ZM234 90H232V91H230V92L233 93ZM238 90H239V89H238ZM247 90H248V89H247ZM247 90H246V92H248ZM259 90H257V91L255 90L256 92H254V94H253V95H254V96H253L254 98H256L257 96H259V95H258V94H260ZM22 91H23V90H22ZM28 91H30V90L28 89ZM35 91H36V90H35ZM49 91H50V90H49ZM60 91H61V90H60ZM62 91H63V90H62ZM136 91H137V90H136ZM151 91H152V90H151ZM262 91H263V89L261 90V92H262ZM30 92H31V91H30ZM30 92H29V93H30ZM50 92H51V91H50ZM146 92H147V91H146ZM188 92H189V91H188ZM217 92H218V91H217ZM237 92H238V91H237ZM246 92H245V93H246ZM258 92H259V93H258ZM2 93H3V92H2ZM24 93H25V92H24ZM36 93H37V92H36ZM36 93H35V94H36ZM38 93H39V92H38ZM38 93H37V95H38ZM44 93H45V92H44ZM58 93H59V92H58ZM153 93H155V92H153ZM184 93H185V92H184ZM234 93H235V92H234ZM256 93H258V94L255 95ZM27 94H28V93H27ZM56 94H57V93H56ZM70 94H71V93H70ZM105 94H106V93H105ZM107 94H108V93H107ZM150 94H151V93H150ZM190 94H191V93H190ZM190 94H189V95H190ZM242 94L244 95V93H242ZM242 94H240V97H243V96H241ZM262 94H263V93H262ZM262 94H260V95H262ZM0 95H1V93H0ZM67 95H68V94H67ZM95 95H96V94H95ZM97 95H98V94H97ZM135 95H136V94H135ZM199 95H201V94L199 93ZM211 95H213V94H211ZM233 95H237V94H233ZM233 95L231 96V101L234 100V99L236 100V97L239 98L238 95H237L236 97H233ZM248 95H249V94H248ZM263 95H264V94H263ZM93 96H94V95H93ZM201 96H202V95H201ZM206 96H207V95H206ZM206 96H204V97H206ZM53 97H55V96H53ZM57 97H58V96H57ZM95 97H96V96H95ZM186 97H187V96H186ZM197 97H198V96H197ZM202 97H203V96H202ZM232 97H233V98H232ZM261 97H262V96H261ZM24 98H25V97H24ZM187 98H188V97H187ZM228 98H229V96H228ZM97 99H98V98H97ZM103 99H104V98H103ZM138 99H139V98H138ZM199 99H200V98H199ZM226 99H227V98H226ZM258 99H260V98H258ZM258 99H257V100H258ZM28 100H29V99H28ZM60 100H63V98H62V99L60 98ZM64 100H65V99H64ZM66 100H67V99H66ZM66 100H65V101H66ZM127 100H128V99H127ZM261 100H262V99H261ZM35 101H36V100H35ZM51 101H52V100H51ZM251 101H252V99H251ZM251 101H250L249 106L252 105V104H251ZM258 101H259V100H258ZM258 101H257V102H258ZM108 102H109V101H108ZM148 102H149V101H148ZM154 102H155V100H154ZM158 102H160V101H158ZM200 102H201V101H200ZM219 102H220V101H219ZM245 102H246V101H244V104H245ZM259 102H260V101H259ZM72 103H73V102H72ZM76 103H77V102H76ZM78 103H79V102H78ZM128 103H129V102H128ZM213 103H214V102H213ZM216 103H217V102H216ZM231 103H232V102H231ZM262 103H263V102H262ZM24 104H25V103H24ZM57 104H58V103H57ZM64 104H65V103H64ZM124 104H125V103H124ZM124 104H123V106H124ZM155 104H158V103H155ZM155 104H154V105H155ZM208 104H210V102L207 103V105H208ZM217 104H218V103H217ZM235 104H237V103H235ZM235 104H232V105H235ZM241 104H242V103H241ZM257 104H258V103H257ZM29 105H30V104H29ZM29 105H28V106H29ZM69 105H70V104H69ZM183 105H184V104H183ZM189 105H190V104H189ZM196 105H197V104H196ZM219 105H220V104H219ZM221 105H222V104H221ZM221 105H220V108L223 107V106L221 107ZM247 105H248V104H247ZM40 106H41V105H40ZM56 106H57V105H56ZM107 106H108V105H107ZM162 106H163V105H162ZM198 106H199V103H198L197 107H198ZM204 106H205V105H204ZM261 106H262V105H261ZM61 107H62V106H61ZM61 107H60V108H61ZM63 107H64V106H63ZM63 107H62V108H63ZM73 107H74V106H73ZM120 107H121V106H120ZM158 107H159V105H158ZM160 107H161V105H160ZM179 107H182V106H179ZM179 107H178V108H179ZM189 107H190V106H189ZM197 107H196V109H197ZM257 107L259 108V105H257ZM257 107H256V108H257ZM37 108H38V106H37ZM239 108H240V107H239ZM150 109H151V108H150ZM162 109H163V108H162ZM212 109H213V108H212ZM217 109H218V108H217ZM226 109H228V107H227ZM246 109H247V107H246ZM260 109H261V108H260ZM99 110H100V109H99ZM99 110H98V111H99ZM154 110H155V109H154ZM156 110H157V112H159L158 109H156ZM174 110H175V109H174ZM220 110H221V109H220ZM237 110H238V109H237ZM103 111H104V110H103ZM160 111H161V110H160ZM196 111H197V110H196ZM249 111H250V109H249ZM261 111H262V110H261ZM101 112H102V111H101ZM129 112H130V110H129ZM157 112L155 111V113H157ZM175 112H178V111H175ZM175 112H173V113H175ZM184 112H185V111H184ZM201 112H202V111H201ZM211 112H212V111H211ZM218 112H219V111H218ZM241 112H243V111H241ZM102 113H103V112H102ZM102 113H101V115H102ZM134 113H135V112H134ZM168 113H169V112H168ZM209 113H210V112H209ZM250 113H251V112H250ZM164 114H165V112H164ZM185 114H186V113H185ZM187 114H188V112H187ZM201 114H202V113H201ZM230 114H231V113H230ZM241 114H242V113H241ZM263 114H264V113H263ZM160 115H163V114L160 113ZM167 115H168V114H167ZM171 115H172V114H171ZM181 115H183V114H181ZM203 115H204V114H203ZM248 115H249V113H248ZM131 116H132V115H131ZM141 116H142V115H141ZM158 116H159V115H158ZM147 117H148V116H147ZM147 117H146V118H147ZM168 117H169V116H168ZM173 117H174V116H173ZM176 117H177V116H176ZM181 117H182V116H181ZM187 117H188V116H187ZM193 117H194V116H193ZM200 117H201V116H200ZM207 117H209V114H208ZM237 117H238V116H237ZM239 117H241L240 114H239ZM239 117H238V118H239ZM242 117H243V116H242ZM169 118H170V117H169ZM171 118H172V117H171ZM171 118H170V119H171ZM174 118H175V117H174ZM185 118H186V117H185ZM214 118H215V116H214ZM143 119H144V118H143ZM150 119H151V118H150ZM153 119H154V118H153ZM164 119H165V118H164ZM164 119H163V120H164ZM176 119H177V118H176ZM191 119H192V118H191ZM191 119H189L188 122H190ZM207 119H208V118H207ZM209 119H211V118H209ZM232 119H233V118H232ZM241 119H242V118H241ZM241 119H240V120H241ZM244 119H245V118H244ZM133 120H134V119H133ZM151 120H152V119H151ZM166 120H168V121H166L165 126H168V127L170 128V126H172V125H171V124H172L171 121H174V120H172V119L169 120L168 118H166ZM186 120H187V119H186ZM214 120H215V119H214ZM214 120L212 119V122H211L210 120H209V121H208V120H207V121L205 120L207 123H206L204 126L202 125L203 127H202V129H201L200 134H201L202 136H204V138H206L207 141H209V140L211 141V140H212V139L209 138V137H211L210 134H209V132L212 131L211 134L214 132V131H213V129H214V123H215ZM238 120H239V119H238ZM240 120H239V122H240ZM216 121H217V120H216ZM261 121H262V120H261ZM144 123H145V122H144ZM175 123H176V121H175ZM175 123H174V124H175ZM184 123H185V120H184ZM184 123H183V124H184ZM217 123H219V122H216L215 125H217ZM245 123H246V122H245ZM121 124H122V123H121ZM178 124H179V123H178ZM183 124H182L181 127H183ZM186 124H187V123H186ZM137 125H138V124H137ZM169 125H170V126H169ZM180 125H181V124H180ZM188 125H189V124H188ZM225 125H226V124H225ZM152 126H153V125H152ZM189 126H190V125H189ZM189 126H188V127H189ZM232 126H233V125H232ZM138 127H139V126H138ZM178 127H180V126H178ZM191 127H192V126H191ZM174 128H175V127H174ZM195 128H196V127H195ZM200 128H201V127H199V129H200ZM215 128H216V127H215ZM228 128H229V127H228ZM228 128H227V129H228ZM243 128H244V126H243ZM142 129H144V128L142 127ZM149 129H150V128H149ZM166 129H167V128H166ZM177 129H179V128H177ZM217 129H218V128H217ZM244 129H245V128H244ZM144 130H145V129H144ZM158 130H159V129H158ZM179 130H180V129H179ZM214 130H215V129H214ZM221 130H222V129H221ZM249 130H250V128H249ZM140 131H141V130H140ZM150 131H151V129H150ZM175 131H176V129H175ZM222 131H223V130H222ZM138 132H139V131H138ZM147 132H148V131H147ZM168 132H169V131H168ZM176 132H177V131H176ZM180 132H181V131H180ZM183 132H185V131H183ZM215 132H216V131H215ZM215 132H214V133H215ZM250 132H252V131H250ZM250 132H249V133H250ZM149 133H150V132H149ZM152 133H153V132H152ZM181 133H182V132H181ZM244 133H245V132H244ZM174 134H175V133H174ZM219 134H220V133H219ZM225 134H226V133H225ZM234 134H235V133H234ZM241 134H242V133H241ZM3 135L6 136L5 133H4ZM146 135H147V134H146ZM151 135L153 136V134H151ZM207 135H209L208 138L206 137ZM232 135H233V134H232ZM239 135H240V134H239ZM144 136H145V135H144ZM152 136H150V137H152ZM159 136H160V135H159ZM196 136H197V135H196ZM229 136H230V135H229ZM197 137H198V136H197ZM213 137H214V136H213ZM243 137H244V136H243ZM243 137H242V139H243ZM250 137H251V136H250ZM3 138H4V137H3ZM60 138H61V137H60ZM171 138H172V137H171ZM211 138H212V137H211ZM214 138H215V137H214ZM214 138H213V139H214ZM233 138H234V137H233ZM7 139H9V138H7ZM152 139H153V138H152ZM176 139H177V138H176ZM179 139H180V138H179ZM186 139H187V138H186ZM206 139H205V140H206ZM227 139H228V137H227ZM229 139H230V138H229ZM240 139H241V138H240ZM251 139H252V137H251ZM254 139H255V138H254ZM154 140H155V139H154ZM161 140H162V139H161ZM172 140H173V139H172ZM181 140H182V139H181ZM181 140H180V141H181ZM192 140H193V139H192ZM214 140H215V139H214ZM4 141H5V140H4ZM149 141H150V140H149ZM178 141H179V140H178ZM210 141H209V142H210ZM240 141H241V140H240ZM2 142H3V141H2ZM154 142H155V141H154ZM164 142H165V141H164ZM167 142H168V141H167ZM167 142H166V143H167ZM175 142H176V141H175ZM195 142H196V140H195ZM209 142H208V143H209ZM215 142H216V141H215ZM225 142H226V141H225ZM230 142H231V141H230ZM56 143H57V142H56ZM79 143H80V142H79ZM145 143H146V142H145ZM150 143H151V142H150ZM152 143H153V141H152ZM176 143H177V142H176ZM184 143H185V142H184ZM187 143H188V141H187ZM197 143H200V142L197 141ZM204 143H206V142H204ZM208 143H207V144H208ZM248 143H249V142H248ZM157 144H158V142H157ZM168 144H169V142L167 143V145H168ZM194 144H195V143H194ZM202 144H203V143H202ZM207 144H205V145L208 147ZM210 144H211V142H210ZM243 144H244V143H243ZM160 145H161V144H160ZM164 145H165V144H164ZM164 145H163V146H164ZM170 145H171V144H170ZM195 145H196V144H195ZM205 145H203V146H205ZM218 145H219V144H218ZM220 145H221V146H223V145L225 146V144H223V143L220 144ZM228 145H229V144H228ZM230 145H231V144H230ZM163 146H162V148H163ZM174 146H175V145H174ZM174 146H173V144H172V146H169V145H168V147L165 148V150H163V151H166V152H167L166 154L168 155V154H169L168 152L172 153V152H171V147H174ZM191 146H192V145H191ZM191 146L189 145V147H191ZM201 146H202V145H201ZM201 146H200V147H201ZM235 146H236V144H235ZM157 147L159 148V146H157ZM196 147H197V146H196ZM219 147H220V146H219ZM219 147H218V148H219ZM225 147H226V146H225ZM228 147H229V146H227V148H228ZM231 147H232V146H231ZM154 148H155V147H154ZM201 148H202V147H201ZM208 148H209V147H208ZM214 148H215V146H214ZM222 148H223V147H222ZM163 149H164V148H163ZM203 149H204V148H203ZM210 149H211V146H210ZM220 149H221V148H220ZM225 149H226V148H225ZM49 150H50V149H49ZM172 150H174V149H172ZM201 150H202V149H201ZM206 150H207V149H206ZM208 150H209V149H208ZM218 150H219V149H218ZM175 151H176V150H175ZM210 151H211V150H210ZM223 151H224V148L222 149L221 153H220V152H219V153L222 154ZM203 152H204V151H203ZM217 152H218V151H217ZM37 153H38V152H37ZM42 153H43V152H42ZM49 153H50V152H49ZM207 153H208V152H207ZM224 153H225V152H224ZM224 153H223V154H224ZM213 154H214V153H213ZM223 154H222V155H223ZM40 155H41V154H39V156H40ZM45 155H46V153H45ZM45 155H44V156H45ZM76 155H77V154H76ZM94 155H95V154H94ZM222 155H221V156H222ZM37 156H38V155H37ZM37 156H36V157H37ZM39 156H38V157H39ZM41 156L44 157L43 154H42ZM46 156H47V155H46ZM55 156H57V155L55 154ZM77 156H78V155H77ZM99 156H100V155H99ZM227 156H229V154H227ZM232 157H233V156H232ZM62 158H63V157H62ZM62 158H61V159H62ZM216 158H217V157H216ZM33 159L38 160L39 158H38V159H37V158H33ZM59 159H60V158H59ZM82 159H83V158H82ZM219 159H222V158H219ZM95 160H96V159H95ZM214 160H215V159H214ZM217 160H218V159H216V162H217ZM48 161H49V160H48ZM55 161H56V160H55ZM38 162H39V161H38ZM38 162H37V163H38ZM82 162H83V161H82ZM105 162H106V161H105ZM105 162H104V163H105ZM214 162H215V161H214ZM216 162H215V163H216ZM221 162H222V160H221ZM221 162H220V164H221ZM6 163H7V162H6ZM9 163H10V162H9ZM21 163L25 164L24 162H21ZM35 163H36V162H34V164H35ZM37 163H36V164H37ZM92 163H93V162H92ZM140 163H141V162H140ZM218 163H219V162H218ZM223 163H224V162H223ZM261 163H262V162H261ZM40 164H41V163H40ZM90 164H91V163H90ZM114 164H115V163H114ZM225 164H226V163H225ZM255 164H256V163H255ZM258 164H259V163H258ZM263 164H264V163H263ZM32 165H33V164H32ZM101 165H102V164H101ZM3 166H4V163H3ZM35 166H36V165H35ZM39 166H40V165H39ZM39 166H38V167H39ZM80 166H81V165H80ZM84 166H85V165H84ZM219 166H220V165H218V167H219ZM242 166H243V165H242ZM262 166H263V165H261V167H262ZM31 167H32V166H31ZM54 167H55V166H54ZM81 167H82V166H81ZM115 167H116V166H115ZM214 167H216V164L214 165ZM218 167H217V168H218ZM226 167H227V165H226ZM36 168H37V167H36ZM48 168H49V166H48ZM117 168H118V166H117ZM219 168H223V167L221 166V167H219ZM256 168H257V167H256ZM38 169L40 170V167L37 168V170H38ZM49 169H50V168H49ZM106 169H107V168H106ZM43 170H44V168H43ZM55 170H56V169H55ZM107 170H108V169H107ZM126 170H127V169H125V171H126ZM130 170H132V169H130ZM135 170H136V169H135ZM225 170H228L227 172H229V173H231V172H234V173H235V172H238V173H239V172H240V173H242L243 175H244V174H247V175H249V176H253V175H255V173H254L255 170H253L252 168H249V167H243V168L241 169V171L232 170V169H225ZM239 170H240V169H239ZM6 171H7V170H6ZM15 171H17V169H16ZM15 171H14V172H15ZM30 171H31V170H30ZM34 171H36V170H33V172H34ZM47 171H48V170H47ZM78 171H79V170H78ZM96 171H97V170H96ZM133 171H134V170H133ZM262 171H263V170H262ZM14 172H13V173H14ZM41 172H42V171H41ZM54 172H55V171H54ZM101 172H103V171H101ZM106 172H107V171H106ZM131 172H132V171H131ZM3 173H4V172H3ZM21 173H22V172H21ZM39 173H40V171H39ZM43 173H44V171H43ZM52 173H53V172H52ZM110 173H111V172H110ZM124 173H125V172H124ZM0 174H1V173H0ZM5 174L7 175V173H5ZM26 174H28V172H27ZM40 174H41V173H40ZM117 174H118V173H117ZM1 175H2V174H1ZM38 175H39V174H38ZM94 175H95V173H94ZM94 175H93V176H94ZM121 175H122V174H120V176H121ZM127 175H128V174H127ZM132 175H133V174H132ZM132 175H131V176H132ZM227 175H228V174H227ZM258 175H259V174H258ZM262 175H263V174H262ZM71 176H72V175H71ZM122 176H124V175H122ZM58 177H59V174H58ZM65 177H66V176H65ZM129 177H130V176H129ZM224 177H225V176H224ZM227 177H228V176H226L225 178H227ZM6 178H7L6 180H9V179H8V176H7ZM9 178H10V177H9ZM14 178H15V177H14ZM28 178H29V177H28ZM59 178H60V177H59ZM59 178H58V179H59ZM82 178H83V176H82ZM121 178H122V177H121ZM229 178H230V176L228 177V179H229ZM12 179H13V178H12ZM25 179H26V178H25ZM43 179H44V178H43ZM50 179H51V178H50ZM50 179H49L48 181H50ZM125 179H126V177H125ZM13 180H14V179H13ZM45 180H46V179H45ZM60 180H61V179H60ZM60 180H59V181H60ZM64 180H65V179H64ZM35 181H36V180H35ZM48 181H47V182H48ZM67 181H68V180H67ZM67 181H65V182H67ZM74 181H75V180H74ZM23 182H24V181H22V183H23ZM33 182H34V181H33ZM37 182H38V181H37ZM47 182H46V183H47ZM51 182H52V181H51ZM55 182H56V181H55ZM7 183H8V182H7ZM41 183H42V182H41ZM62 183H63V182H62ZM38 184H39V183H37V185H38ZM10 185H11V184H10ZM24 185H25V184H24ZM47 185H48V184H47ZM47 185H46V186H47ZM54 185H55V184H54ZM56 185H57V184H56ZM66 185H67V184H66ZM217 185H218V184H217ZM217 185H216V186H217ZM242 185H243V184H242ZM246 185H247V184H246ZM252 185H253V184H252ZM252 185H250V187H252ZM1 186H2V185H1ZM38 186H39V185H38ZM46 186H45V187H46ZM253 186H254V185H253ZM256 186H257V184H256ZM71 187H72V186H71ZM254 187H255V186H254ZM4 188H5V187H4ZM9 188H10V187H9ZM21 188H23V187H21ZM28 188H29V187H28ZM38 188H39V187H38ZM38 188H37V190H38ZM63 188H64V187H63ZM66 188H67V186H66ZM88 188H89V187H88ZM2 189H3V188H2ZM15 189H16V188H15ZM25 189H27V188H25ZM35 189H36V187H35ZM50 189H51V188H50ZM58 189H59V188H58ZM60 189H61V188H60ZM86 189H87V188H86ZM90 189H91V188H90ZM30 190H31V189H30ZM0 191H1V190H0ZM10 191H11V190H10ZM17 191H18V190H17ZM20 191H21V190H19L18 192H20ZM33 191H34V190H33ZM61 191L63 192V190H61ZM61 191H60V193H61ZM65 191H66V190H65ZM1 192H2V191H1ZM7 192H8V190L6 191V193H7ZM57 192H58V190H57ZM33 193H34V192H33ZM42 193H43V192H41L40 194H42ZM44 193H45V192H44ZM44 193H43L42 195H44ZM2 194H3V193H2ZM11 194H12V193H11ZM16 194H20V193H16ZM30 194H31V193H30ZM38 194H39V193H38ZM3 195L5 196V194H3ZM21 195H22V194H21ZM71 195H72V194H71ZM7 196H8V195H6L5 197L8 198ZM16 196H18V195H16ZM57 196H58V195H57ZM64 196H65V195H64ZM77 196H78V195H77ZM142 196H144V195H142ZM153 196H154V195H153ZM155 196H156V195H155ZM157 196H158V195H157ZM40 197H41V196H40ZM42 197H43V196H42ZM149 197H150V196H149ZM3 198H4V197H3ZM15 198H16V197H15ZM44 198H45V197H44ZM44 198H43V199H44ZM74 198H75V196H74ZM47 199H48V197H47ZM60 199H61V198H60ZM60 199H59L58 201H60ZM68 199H69V198H68ZM149 199H151V198H149ZM2 200H3V199H2ZM20 200H21V199H20ZM48 200H49V199H48ZM14 201H15V200H14ZM14 201H12V202L14 203ZM42 201H43V200H42ZM51 201H52V200H51ZM86 201H87V200H86ZM139 201H140V200H139ZM153 201H155V200H153ZM5 202H8V201H5ZM5 202H4V203H5ZM23 202H24V201H23ZM143 202H144V201H143ZM4 203H3V204H4ZM36 203H37V202H36ZM43 203H44V202H43ZM56 203H57V202H56ZM56 203H55V204H56ZM123 203H124V202H123ZM18 204H19V203H18ZM62 204H63V203H62ZM137 204H138V203H137ZM8 205H9V203H8ZM43 205H44V204H43ZM130 205H131V204H130ZM134 205H135V204H134ZM152 205H154V204H152ZM157 205H158V204H157ZM211 205H212V204H211ZM13 206H14V205H13ZM30 206H31V205H30ZM56 206L58 207V205H56ZM77 206H78V205H77ZM79 206H80V205H79ZM162 206H164V205H162ZM81 207H82V206H81ZM135 207H136V206H135ZM139 207H140V206H139ZM205 207H206V205H205ZM213 207L215 208V206H213ZM126 208H127V207H126ZM166 208H167V207H166ZM202 208H204V207H202ZM21 209H22V208H21ZM131 209H132V208H131ZM148 209H149V208H148ZM157 209H158V208H157ZM204 209H205V208H204ZM208 209H209V207H208ZM56 210H57V209H56ZM56 210H55V214H56ZM58 210H60V209H58ZM119 210H120V208H119ZM119 210H118V211H119ZM125 210H126V209H125ZM155 210H156V209H155ZM167 210H168V209H167ZM210 210H211V209H210ZM227 210H228V209H227ZM28 211H29V210H28ZM28 211L25 210V212H28ZM40 211H41V210H40ZM64 211H66V210H64ZM74 211H75V210H74ZM100 211H101V210H100ZM118 211H117V213L119 214ZM122 211H123V210H122ZM150 211H151V210H150ZM42 212H43V211H42ZM52 212H53V211H52ZM57 212H58V211H57ZM84 212H86V211H84ZM90 212H91V211H90ZM130 212H131V211H130ZM158 212H159V209H158ZM160 212H162V211H160ZM168 212H169V211H168ZM228 212H229V211H228ZM16 213H17V212H16ZM62 213H63V212H62ZM62 213H61V214H62ZM64 213H66V212H64ZM68 213H69V212H68ZM128 213H129V212H128ZM128 213H126V214H128ZM139 213H140V212H139ZM209 213H211V212H209ZM219 213H220V212H219ZM222 213H224V212L222 211ZM11 214H12V213H11ZM27 214H28V213H27ZM48 214H50V213H48ZM51 214L54 215V213H51ZM73 214H74V213H73ZM84 214H85V213H84ZM90 214H91V213H90ZM93 214H94V213H93ZM114 214H115V213H114ZM130 214H131V213H130ZM136 214H137V213H136ZM141 214H142V212H141ZM141 214H139V215H141ZM146 214H147V213H146ZM155 214H156V213H155ZM203 214H204V212H203ZM9 215H10V213H9ZM24 215H25V214H24ZM24 215H23V217H24ZM45 215H46V214H45ZM58 215H60V214H58ZM94 215H95V214H94ZM99 215H100V214H99ZM133 215H134V214H133ZM163 215H164V214H163ZM217 215H218V214H217ZM224 215H225V214H224ZM224 215L222 214L223 217H224ZM12 216H13V215H12ZM49 216H51V215H49ZM63 216H64V215H63ZM86 216H87V215H86ZM91 216H92V215H91ZM101 216H102V215H101ZM101 216H100V218H101ZM108 216H109V215H108ZM117 216H118V215H117ZM119 216H120V215H119ZM129 216H130V215H129ZM131 216H132V214H131ZM142 216H143V215H142ZM146 216H147V215H146ZM149 216H150V215H149ZM152 216H153V215H152ZM199 216H200V215H199ZM208 216H209V215H208ZM227 216H228V215H227ZM1 217H2V216H1ZM46 217H47V216H46ZM60 217H61V216H60ZM124 217H125V216H124ZM126 217H127V215H126ZM217 217H219V216H217ZM4 218H5V217H4ZM11 218H12V217H11ZM49 218H50V217H49ZM55 218L58 219V216L55 217ZM55 218H53V219H55ZM86 218H87V217H86ZM95 218H96V215H95ZM129 218H130V217H129ZM200 218H201V217H200ZM220 218H221V217H219V218H217V219H219V221H220ZM226 218H227V217H226ZM56 219H55V221L59 222V224H60V222H61V220H62L63 218H61L60 221H58V220H56ZM98 219H99V218H98ZM108 219H109V218H108ZM110 219H111V218H110ZM110 219H109V220H110ZM140 219H141V218H140ZM151 219H152V218H151ZM208 219H209V218H208ZM212 219H213V221H214V218H212ZM212 219L210 218L209 221H211ZM221 219H223V218H221ZM227 219H228V218H227ZM2 220H4V219H2ZM2 220H1V221H2ZM7 220H8V219H7ZM19 220H20V219H19ZM65 220H66V219H65ZM95 220H96V219H95ZM100 220H101V219H100ZM106 220H107V219H106ZM111 220H112V219H111ZM125 220H126V218H125ZM172 220H173V219H172ZM201 220H202V219H201ZM228 220H229V219H228ZM38 221H39V220H38ZM93 221H94V220H93ZM101 221H102V220H101ZM101 221H99V223H100ZM107 221H108V220H107ZM115 221H116V220L113 219L112 223H116ZM164 221H165V220H164ZM169 221H170V220H169ZM209 221H207V224L210 223ZM226 221H227V220H226ZM226 221H225V220H221V223H220V224L224 223V226H225V222H226ZM240 221H242V220H240ZM7 222H8V221H7ZM23 222H24V221H23ZM23 222H22V223H23ZM36 222H37V221H36ZM62 222H63V220H62ZM64 222H65V221H64ZM85 222H86V221H85ZM85 222H83V223H85ZM95 222H96V221H95ZM109 222H110V221L105 222V224H107V225H109V227H111L110 225H112V224H111V223L109 224ZM127 222H128V220H127ZM142 222H143V221H142ZM147 222H149V221H147ZM203 222H204V220H203ZM205 222H206V221H205ZM208 222H209V223H208ZM217 222H218V221H216V223H217ZM1 223H2V222H1ZM4 223H5V222H4ZM4 223H3L2 225H4ZM11 223H12V221H11ZM39 223H40V221H39ZM44 223H45V221H44ZM66 223H67V222H66ZM68 223H69V222H68ZM83 223H82V225H83ZM91 223H92V222H91V218H90V224H91ZM121 223H122V222H121ZM121 223H120V224H121ZM124 223H125V222H124ZM145 223H146V222H145ZM149 223H150V222H149ZM156 223H157V222H156ZM164 223H165V222H164ZM172 223H173V222H172ZM216 223H212V225L214 224V226H215ZM226 223H230V222H226ZM235 223H236V222H235ZM261 223H262V222H261ZM40 224H41V223H40ZM87 224H89V220H88V223H87ZM100 224H102V223H100ZM100 224H99V225H100ZM105 224H104V225H105ZM125 224H126V223H125ZM136 224H137V223H136ZM138 224H139V222H138ZM147 224H148V223H147ZM151 224H152V223H151ZM199 224H201V223H199ZM14 225H15V224H14ZM24 225H25V223H24ZM29 225H30V224H29ZM37 225H38V224H37ZM61 225H63V224L61 223ZM67 225H68V224H67ZM67 225H64V227L67 226ZM75 225H77V224H75ZM78 225H79V224H78ZM78 225H77V226H78ZM84 225L86 226V223H85ZM84 225H83V226H84ZM91 225H92V224H91ZM93 225H95V223H94ZM107 225H105V226L107 227ZM113 225H116V224H113ZM113 225H112V226H113ZM134 225H135V224H134ZM155 225H156V224H155ZM158 225H159V224H158ZM164 225H165V224H164ZM169 225H171V224H169ZM217 225L219 226V224H217ZM25 226H26V225H25ZM40 226H41V225H40ZM40 226H39V227H40ZM77 226H76V227H77ZM83 226L81 227L82 229H83ZM85 226H84V227H85ZM95 226H96V225H95ZM100 226H101V225H100ZM117 226H118V225H117ZM132 226H133V225H132ZM140 226H141V225H140ZM151 226H153V224H152ZM171 226H172V225H171ZM173 226H174V225H173ZM195 226H196V225H195ZM195 226H194V227H195ZM205 226H206V225H205ZM231 226H233V225H231ZM10 227H11V226H10ZM39 227H38V229H39ZM88 227H89V226H88ZM91 227H92V226H91ZM91 227L89 228L90 231H95V230H97V228H94V230H91ZM149 227H150V226H149ZM154 227H155V226H154ZM215 227H216V226H215ZM215 227H214V229L219 228V227H216V228H215ZM3 228H4V227H3ZM5 228H6V226H5ZM43 228H44V226H43ZM72 228H74V225L72 226ZM79 228H80V226H79ZM100 228H101V227H100ZM111 228H112V227H111ZM115 228H116V227H115ZM129 228H130V227H129ZM170 228H171V227H169V229H170ZM185 228H186V227H185ZM187 228H188V226H187ZM196 228H197V227H196ZM198 228H199V227H198ZM220 228H221V227H220ZM228 228H229V230H230V227H228ZM228 228H227V229H228ZM235 228H236V226H235ZM14 229H15V228H14ZM38 229H37V230H38ZM49 229H50V228H49ZM76 229H78V227H77ZM98 229H99V228H98ZM117 229H118V228H117ZM140 229H141V228H140ZM204 229H205V228H204ZM227 229H226V231H227ZM27 230H28V228H27ZM74 230H75V228H74ZM79 230H81V229H79ZM122 230H123V229H122ZM124 230H125V229H124ZM124 230H123V231H124ZM150 230H151V227H150ZM170 230H171V229H170ZM179 230H180V229H179ZM211 230L213 231V226H212V229H211ZM211 230H210V231H211ZM216 230H217V229H216ZM219 230H220V229H218V232H219ZM263 230H264V229H263ZM4 231H5V230H4ZM17 231H18V230H17ZM48 231H49V230H48ZM83 231H85V230H83ZM87 231H88V230H87ZM114 231H115V230H114ZM125 231H126V230H125ZM138 231H139V230H138ZM163 231H164V230H163ZM205 231H206V230H205ZM221 231H222V229H221ZM226 231H225V232H226ZM256 231H257V230H256ZM261 231H262V230H261ZM14 232H15V231H14ZM21 232H22V231H21ZM61 232H62V231H61ZM66 232H67V231H66ZM72 232H73V230H72ZM107 232H108V231H107ZM133 232H134V231H133ZM143 232H146V231L143 230ZM214 232H215V231H214ZM222 232H223V231H222ZM1 233H2V232H1ZM23 233H24V231H23ZM34 233H35V232H34ZM101 233H102V232H101ZM108 233H109V232H108ZM108 233H107V234H108ZM116 233H118V232H116ZM136 233H138V232H136ZM147 233H148V232H147ZM154 233H155V232H154ZM160 233H161V232H160ZM160 233H158V234H160ZM193 233H196V232L194 231ZM193 233H192V234H193ZM200 233H201V230H200ZM230 233H231V232H230ZM232 233H234V232H232ZM59 234L61 235V233H59ZM83 234H84V233H83ZM93 234H94V233H93ZM104 234H105V233H104ZM110 234H111V233H110ZM132 234H133V233H132ZM164 234H166V233H164ZM227 234H229V233H227ZM262 234H263V233H262ZM49 235H50V234H49ZM62 235H63V234H62ZM100 235H101V234H100ZM114 235H115V234H114ZM126 235H127V233H126ZM142 235H143V234H142ZM142 235H141V237H142ZM154 235H155V234H154ZM216 235H218V234H216ZM234 235H235V234H234ZM263 235H264V234H263ZM19 236H20V235H19ZM27 236H29L30 239H33V238H34V235H32V234H31V235H27ZM38 236H39V235H38ZM79 236H80V235H79ZM79 236H77V237H79ZM106 236H107V235H106ZM121 236H122V235H121ZM128 236H129V235H128ZM150 236H151V235H150ZM175 236H176V235H175ZM178 236H179V235H178ZM196 236H197V235H196ZM196 236H195V238H196ZM219 236H220V234H219ZM227 236H229V235H227ZM11 237H12V236H11ZM100 237H101V236H100ZM103 237H104V236H102L101 238H103ZM123 237H124V236H123ZM123 237H122V238H123ZM152 237H153V236H152ZM157 237H158V238H157V239L155 238V239H156V240H158V239L160 240L161 235H160V236H157ZM169 237H170V236H169ZM172 237H173V235H172ZM172 237H171V238H172ZM184 237H185V236H184ZM210 237H211V236H210ZM216 237H218V236H216ZM224 237H225V236H223L222 238H224ZM235 237H237V236H235ZM255 237H256V236H255ZM263 237H264V236H263ZM16 238H17V237H16ZM35 238H36V237H35ZM41 238H42V237H41ZM86 238H87V237H86ZM133 238H134V237H133ZM176 238H177V236H176ZM176 238H174V240H173L174 243H175V241H176L175 247L173 246L174 243L171 242L172 239H171L170 241H168V242L173 243V245H171V246H173V249L175 248V249H174V252H177L176 254H179L178 252H181V253H182V252H186V253H187L188 247H189L191 244H194V243L197 242V241L195 242V239H193L194 237H192L191 239L188 238L189 240H187V239L185 238V239H186L185 241H184V240H181V239H179V238H178V239H176ZM180 238H181V237H180ZM239 238H240V237H239ZM94 239H95V238H94ZM115 239H116V238H115ZM168 239H169V238H168ZM175 239H176V240H175ZM219 239H220V238H219ZM260 239H261V236H260ZM110 240H111V239H110ZM120 240H121V238H120ZM120 240H119V241H120ZM134 240H135V239H134ZM139 240H141V239L139 238ZM149 240H151V239H149ZM196 240H198V239H196ZM199 240H200V239H199ZM208 240H209V237H208ZM208 240H206V241H208ZM214 240H215V239H214ZM240 240H241V239H240ZM240 240H239V241H240ZM31 241H32V240H31ZM33 241H34V240H33ZM47 241H48V240H47ZM68 241H69V240H68ZM116 241H117V240H116ZM130 241H132V240H130ZM224 241H225V240H224ZM229 241H231V240H229ZM234 241H235V240H234ZM255 241H256V240H255ZM255 241H254V242H255ZM257 241H258V240H257ZM110 242H112V241H110ZM123 242H124V240H123ZM126 242H127V239H126ZM138 242H139V241H138ZM146 242H147V240H146ZM158 242H159V241H158ZM241 242H242V241H241ZM32 243H33V242H32ZM84 243H85V242H84ZM99 243H100V242H99ZM102 243H103V242H102ZM128 243H129V242H128ZM132 243H133V242H132ZM152 243H153V242H152ZM197 243H198V242H197ZM197 243H196V244H197ZM211 243H212V242H211ZM226 243H227V242H226ZM230 243H232V242H230ZM243 243H244V241H243ZM252 243H253V242H252ZM256 243H258V242H256ZM35 244H36V243H35ZM52 244H53V243H51V245H52ZM76 244H77V243H76ZM91 244H92V243H91ZM93 244H94V243H93ZM143 244H144V243H143ZM157 244H159V243H157ZM196 244H195V247L193 246L195 250L191 247V249H193L192 252L195 253V254H193V255L196 256V257H194V258H192V259L198 260V259L200 258V260H201V259H202L201 257H204L205 254H208V253H206V252H207V250H209V249L207 248L209 244L207 245V247H206V245H201V244L196 245ZM205 244H206V243H205ZM235 244H236V243H235ZM53 245H54V244H53ZM77 245H78V244H77ZM77 245H75L76 248H77ZM79 245H80V244H79ZM94 245H95V244H94ZM104 245H107V243L104 244ZM121 245H122V244H121ZM137 245H138V244H137ZM137 245H136V246H137ZM213 245H214V244H213ZM213 245H212V246H213ZM233 245H234V244H233ZM54 246H55V245H54ZM54 246H52V248H54ZM58 246H59V245H57L56 247H57V248H60V247H58ZM71 246H72V245H70V248H68V249H69V252H68V253H71V254L74 253V255H75V252H77V250L75 249V251H74V249H72ZM80 246H81V245H80ZM88 246H89V245H88ZM110 246H111V245H110ZM115 246H116V245H115ZM133 246H134V245H133ZM151 246H152V245H151ZM158 246H160V245H158ZM218 246H219V245H218ZM229 246H230V245H229ZM245 246H246V245H245ZM251 246H252V245H251ZM67 247H69V246H67ZM85 247H86V246H85ZM128 247H129V246H128ZM134 247H135V246H134ZM137 247H138V246H137ZM176 247H177V248H176ZM3 248H4V247H3ZM57 248H56V250H58ZM93 248L96 249L94 246H93ZM100 248H101V247H100ZM113 248H114V247H113ZM117 248H119V246H118ZM148 248H149V247H148ZM189 248H190V247H189ZM68 249H67V251H68ZM89 249H90V248H89ZM91 249H92V248H91ZM126 249H127V248H126ZM134 249H135V248H134ZM179 249H180V250H179ZM256 249H257V248H256ZM50 250H51V249H50ZM53 250H54V249H53ZM56 250H55V251H56ZM64 250H65V249H64ZM113 250H114V249H113ZM156 250H157V249H155V251H156ZM175 250H177V251H175ZM217 250H218V248H217ZM242 250H243V249H242ZM244 250H245V248H244ZM250 250H251V249H250ZM51 251H52V250H51ZM55 251H54V252H55ZM61 251H62V253H63V247H62V250H61ZM118 251H119V250H118ZM138 251H140V250H137V252H138ZM166 251H167V250H166ZM172 251H173V250H172ZM214 251H215V250H214ZM238 251H239V250H238ZM253 251H254V250H253ZM52 252H53V251H52ZM115 252H116V251H115ZM133 252H135V251H133ZM141 252H142V251H141ZM174 252H173V253H174ZM189 252H190V251H189ZM254 252H255V251H254ZM65 253H66V252H65ZM120 253H121V252H120ZM186 253H185V254H186ZM37 254H38V253H37ZM57 254H58V253H57ZM63 254H64V253H63ZM141 254H142V253H141ZM155 254H156V253H155ZM174 254H175V253H174ZM183 254H184V253H183ZM185 254H184V255H185ZM211 254H212V253H211ZM247 254H248V253H247ZM251 254H255V253L252 252ZM251 254H250V255H251ZM78 255H79V253H78ZM80 255H81V251H80ZM136 255H137V254H136ZM152 255H153V254H152ZM165 255H166V254H165ZM165 255H164V256H165ZM179 255H180V254H179ZM240 255H241V254H240ZM56 256H57V255H56ZM58 256L60 257L59 254H58ZM66 256H67V255H66ZM82 256H83V255H82ZM89 256H90V255H89ZM118 256H119V255H118ZM120 256H121V255H120ZM162 256H163V253H162ZM172 256H174V255L172 254ZM176 256H177V255H176ZM185 256H186V258H187V256H189V254H186ZM191 256H192V255H191ZM208 256H210V255H208ZM247 256H248V255H247ZM251 256H252V255H251ZM59 257H57V258H59ZM68 257H69V256H68ZM68 257H67V259H64V256L61 257V259L59 258V259H60V263H62V262H61L62 260H64V263H65V260H67L66 262H68V260L71 259V258H68ZM90 257H91V256H90ZM101 257H102V255L100 256V258H101ZM128 257H130V256H128ZM138 257H140L139 254H138ZM146 257H147V256H146ZM157 257H158V256H157ZM174 257H175V256H174ZM237 257H238V256H237ZM244 257H245V256H244ZM253 257H254V256H253ZM62 258H63V259H62ZM79 258H80V257H79ZM143 258H144V257H143ZM155 258H156V257H155ZM155 258H153V260H154ZM165 258H166V257H165ZM181 258H182V257H181ZM186 258H185V259H186ZM209 258H210V257H209ZM239 258H240V257H239ZM245 258H246V257H245ZM59 259H56L55 262L58 261ZM86 259H87V258H86ZM97 259L99 260V258H97ZM148 259H149V258H148ZM173 259H175V258H173ZM183 259H184V258H183ZM183 259H182V260H183ZM188 259H189V258H188ZM217 259H218V258H217ZM234 259H235V258H234ZM242 259L244 260V258H242ZM242 259H241V260H242ZM247 259H248V258H247ZM249 259H250V258H249ZM251 259L253 260L254 258L251 257ZM251 259H250V260H251ZM155 260H156V259H155ZM257 260H258V259H257ZM48 261H49V260H48ZM95 261H96V260H95ZM126 261H127V260H126ZM128 261H129V260H128ZM144 261H145V260H144ZM165 261H166V260H165ZM209 261H210V260H209ZM209 261H208V262H209ZM214 261H215V259H214ZM218 261H219V260H218ZM233 261H234V260H233ZM237 261H238V260H237ZM237 261H236V263H237ZM247 261H248L249 263H248ZM247 261L245 262V260H244V262H245L244 264H247V263H248V264H251L249 260H247ZM36 262H37V261H36ZM40 262H41V261H40ZM44 262H45V261H44ZM50 262H51V261H49V263H50ZM81 262H82V261H81ZM116 262H117V261H116ZM166 262H167V261H166ZM166 262H165V264H166ZM172 262H173V261H172ZM184 262H185V264H186V262H188V261H185V260H184ZM189 262H191V261H189ZM189 262H188V263H189ZM193 262H194V261H193ZM196 262H197V261H196ZM203 262L206 263V261H203ZM228 262H229V261H228ZM231 262H232V261H231ZM241 262L243 263V261H241ZM251 262H252V261H251ZM254 262H255V260L252 262V264H253ZM256 262H257V261H256ZM53 263H54V262H53ZM79 263H80V262H79ZM104 263H105V262H104ZM118 263H120V262H118ZM125 263H127V262H125ZM130 263H131V261H130ZM156 263H157V262H156ZM173 263H174V262H173ZM173 263H171V264H173ZM200 263H201V261H200ZM239 263H240V262H239ZM15 264H16V263H15ZM65 264H67V263H65ZM81 264H82V263H81ZM98 264H99V263H98ZM100 264H101V263H100ZM123 264H124V262H123ZM128 264H129V263H128ZM133 264H134V263H133ZM150 264H151V263H150ZM182 264H183V263H182ZM228 264H229V263H228ZM234 264H235V263H234ZM237 264H238V263H237Z\"/></svg>",
	"mask_w": 264,
	"mask_h": 264
}]
</instances>
